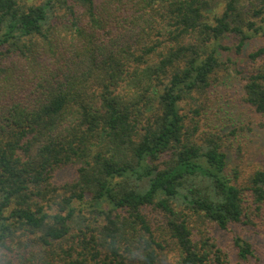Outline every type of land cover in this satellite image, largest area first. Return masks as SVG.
<instances>
[{
	"label": "trees",
	"instance_id": "1",
	"mask_svg": "<svg viewBox=\"0 0 264 264\" xmlns=\"http://www.w3.org/2000/svg\"><path fill=\"white\" fill-rule=\"evenodd\" d=\"M212 9L0 0V264H264V0Z\"/></svg>",
	"mask_w": 264,
	"mask_h": 264
},
{
	"label": "rangeland",
	"instance_id": "2",
	"mask_svg": "<svg viewBox=\"0 0 264 264\" xmlns=\"http://www.w3.org/2000/svg\"><path fill=\"white\" fill-rule=\"evenodd\" d=\"M213 6L212 9V15L215 14H220L222 11V6L223 3L226 2L227 0H210ZM263 40L260 36H257L255 39H253L252 42H248L246 43V45L243 47L242 49V59L247 55L248 53H250L252 51V49L254 48H258L263 46ZM245 63V59L242 62V64ZM225 94V93H223ZM238 111H241L242 113L236 115L235 121L239 124L242 125V131L244 132L243 134L247 136L248 140L251 142V146H256V145H261L264 147V128L263 129H259L257 126H255V123L257 122L254 118L253 115L251 113H248L246 109H236ZM243 116V119L241 120V122H239V118H241ZM252 123V124H250ZM248 126L252 129L248 131ZM242 134V135H243ZM263 149V148H262ZM264 152V150H263ZM73 169H69L67 168L63 173L60 174V176H58L57 180L60 181V183L66 182V181H71V179L73 178ZM223 241L228 243L229 242V238L228 236H224ZM251 240H254V238L250 237ZM20 264H23L22 261L20 262Z\"/></svg>",
	"mask_w": 264,
	"mask_h": 264
}]
</instances>
